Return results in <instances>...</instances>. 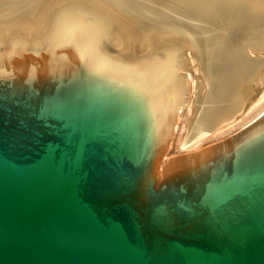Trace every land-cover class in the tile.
Instances as JSON below:
<instances>
[{
  "label": "water",
  "instance_id": "water-1",
  "mask_svg": "<svg viewBox=\"0 0 264 264\" xmlns=\"http://www.w3.org/2000/svg\"><path fill=\"white\" fill-rule=\"evenodd\" d=\"M235 53L210 0H0V264H264V113L158 173Z\"/></svg>",
  "mask_w": 264,
  "mask_h": 264
},
{
  "label": "bare ground",
  "instance_id": "bare-ground-1",
  "mask_svg": "<svg viewBox=\"0 0 264 264\" xmlns=\"http://www.w3.org/2000/svg\"><path fill=\"white\" fill-rule=\"evenodd\" d=\"M210 1L227 40L236 51L233 79L224 100L205 108L197 105L196 82L192 83V101L188 94L184 114L178 118L173 130V133L177 130L176 125L183 119L185 112H190L185 133L180 139L179 147L182 150L196 147L202 142L201 138L218 132L264 96V0ZM187 56L193 66L189 51ZM187 75L189 78L191 74Z\"/></svg>",
  "mask_w": 264,
  "mask_h": 264
},
{
  "label": "rangeland",
  "instance_id": "rangeland-1",
  "mask_svg": "<svg viewBox=\"0 0 264 264\" xmlns=\"http://www.w3.org/2000/svg\"><path fill=\"white\" fill-rule=\"evenodd\" d=\"M188 79H189V99H190V96L192 97L193 95V90H194L193 84L195 83V78L192 75H190ZM190 100L192 101V98ZM263 113H264V96L261 98V101H258L257 104L252 106L249 110H246L242 114L236 116V118L232 122L228 123L218 132L209 133L207 134V136H204L203 138H201L202 142L196 147L192 149H188V150H185V149L182 150L179 147L180 139L182 135H184L185 133L184 131L185 125H186L187 119L190 116V112L186 111L185 115L183 116V119H181L179 124L177 123L176 125L177 130L174 131L172 137L169 140L168 149L161 155V158L158 164L159 177H160V171H161V168H160L161 164L166 158L170 156L179 155V154L197 152L239 131L240 129L244 128L245 126L253 122L255 119H257Z\"/></svg>",
  "mask_w": 264,
  "mask_h": 264
}]
</instances>
